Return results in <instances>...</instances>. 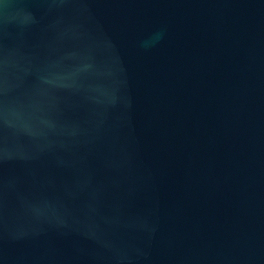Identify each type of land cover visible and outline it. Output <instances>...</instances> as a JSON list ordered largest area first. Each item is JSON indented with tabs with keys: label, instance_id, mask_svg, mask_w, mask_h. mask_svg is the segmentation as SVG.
<instances>
[{
	"label": "water",
	"instance_id": "water-1",
	"mask_svg": "<svg viewBox=\"0 0 264 264\" xmlns=\"http://www.w3.org/2000/svg\"><path fill=\"white\" fill-rule=\"evenodd\" d=\"M0 264H264V0H0Z\"/></svg>",
	"mask_w": 264,
	"mask_h": 264
}]
</instances>
